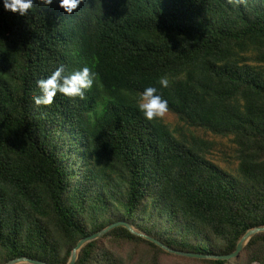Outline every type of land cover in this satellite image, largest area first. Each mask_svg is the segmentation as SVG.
<instances>
[{
    "label": "trees",
    "instance_id": "1",
    "mask_svg": "<svg viewBox=\"0 0 264 264\" xmlns=\"http://www.w3.org/2000/svg\"><path fill=\"white\" fill-rule=\"evenodd\" d=\"M57 3L26 16L0 3V264H66L117 222L175 251L233 253L264 226V0H84L71 15ZM61 64L89 67L92 88L34 105ZM148 86L175 124L137 110ZM216 138L231 172L209 159ZM101 239L141 244L149 264L169 254L116 227L74 264H126ZM177 257L264 264V232L230 259Z\"/></svg>",
    "mask_w": 264,
    "mask_h": 264
},
{
    "label": "clouds",
    "instance_id": "2",
    "mask_svg": "<svg viewBox=\"0 0 264 264\" xmlns=\"http://www.w3.org/2000/svg\"><path fill=\"white\" fill-rule=\"evenodd\" d=\"M52 2L53 0H36L37 4L45 7ZM83 2L84 0H58L57 6L64 13L71 15L73 10ZM0 3L5 11H11L19 16H26L33 8V0H0ZM95 79L96 73L87 66L65 73V67L61 64L47 77L36 80L39 94L33 96V104L36 106L50 105L57 94L83 99L85 91L92 88ZM158 83L161 87L168 86L166 77H160ZM136 107L145 120L151 121L167 111V101L157 94L155 87L148 86L139 94Z\"/></svg>",
    "mask_w": 264,
    "mask_h": 264
},
{
    "label": "rangeland",
    "instance_id": "3",
    "mask_svg": "<svg viewBox=\"0 0 264 264\" xmlns=\"http://www.w3.org/2000/svg\"><path fill=\"white\" fill-rule=\"evenodd\" d=\"M167 123L171 125L175 124V120L172 116H169L164 112L160 116ZM197 135H201L200 132H197ZM214 147L209 156V159L212 160L219 167L227 171H232L234 166H231L228 163V143L224 139H213ZM224 152L226 154H224ZM124 245L118 240L112 239H101L99 243V248L101 251H110L114 254L115 257L121 258L126 264H149V258H152L150 253L146 252V248L141 244ZM144 251V253H143ZM156 264H203L201 262H195L188 259H180L175 255L167 254L158 256V262Z\"/></svg>",
    "mask_w": 264,
    "mask_h": 264
},
{
    "label": "water",
    "instance_id": "4",
    "mask_svg": "<svg viewBox=\"0 0 264 264\" xmlns=\"http://www.w3.org/2000/svg\"><path fill=\"white\" fill-rule=\"evenodd\" d=\"M116 227L125 228L132 235L143 238V239L155 244L156 246L160 247L163 251H165L171 255L191 257V258H197V259H220V260L230 259V258L235 257L245 247V245L248 243V241L250 240V238L252 236H254L257 233L264 232V226L253 227V228L247 230L241 236V238L238 240V242L236 244V248H235L233 253L226 255V256H209V255H204V254L186 253V252H180V251L172 250V249L162 245L158 241L154 240L153 238L149 237L148 235H145L141 230L134 228L133 226H131L127 223L117 222V223L110 224L109 226L105 227L104 229H102V230H100V231H98V232H96L90 236L79 239L77 241V243L75 244V246L73 247V249L71 250L66 264H74L76 262L78 255H79V252L85 244L101 238L103 235H105L111 229L116 228ZM4 264H47V263L39 261V260H33V259H30L27 257H18V258L11 259V260L5 262Z\"/></svg>",
    "mask_w": 264,
    "mask_h": 264
}]
</instances>
